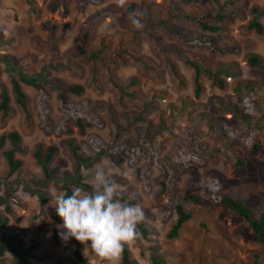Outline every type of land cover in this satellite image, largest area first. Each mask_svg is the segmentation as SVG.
<instances>
[{"label": "rangeland", "instance_id": "374dc122", "mask_svg": "<svg viewBox=\"0 0 264 264\" xmlns=\"http://www.w3.org/2000/svg\"><path fill=\"white\" fill-rule=\"evenodd\" d=\"M234 1L232 8L236 11L222 23L218 37L220 44H235L239 51L221 54L187 44L198 29L186 15L197 14L205 7L216 10L213 0L189 4L179 0H104L99 5L89 4L84 11L76 9L75 0H0V55H8L27 72L45 67L51 78L82 84L85 93L70 95L72 100H104L115 112V116L105 109L98 112L106 120L103 128L93 126L81 132L72 122L70 133L60 137L46 134L39 126L40 112L34 102L37 90L23 85L31 110L27 118L12 93V76L17 74L0 61V93L1 85L10 90L13 108L9 117L3 119L0 115V134L17 130L27 150L17 154L23 164L13 173L1 155L0 194L7 192L8 182L16 187L15 191H8L13 208L8 232L19 234L26 243L37 244L33 264H75L73 248L60 236L64 229L58 227L59 237L54 238L51 211L55 208L50 193L66 192V186L81 187L71 181L76 164L65 142L74 138L81 143L90 133L108 141L112 118L127 129L122 140L135 138L137 129L145 131L148 123L154 131L160 130L153 147L137 166H131L129 157L121 155L104 156L89 167H81L83 181L90 185L97 165L111 170V179L120 186L121 199L142 207L145 219L138 225L141 235L129 245L134 264H153L154 247L165 257V264H264V245L257 235L236 212L213 202L210 193L214 188L219 189L251 205L255 218L264 214V68L253 67L248 62L252 54L260 55L264 62V34L248 29L255 18L252 6L264 7V0ZM133 4L135 7L130 11ZM230 6L225 9L230 11ZM108 8L111 13L98 21L85 38L88 19ZM258 19L264 25V15ZM102 44L106 46L104 57L114 55L119 48L126 49L125 63L107 69L100 61L92 60L91 52L99 50ZM186 53L213 69L229 70L233 65L238 73L227 78L225 89L214 86L203 76V91L196 97L195 73L186 64ZM172 62L183 81L174 75ZM133 78L138 84L128 86ZM112 79L128 86L127 90L135 95H122ZM51 94L52 117L57 122L62 113L58 110L56 92ZM244 100L250 103L251 123L221 105L230 102L241 109ZM252 142L259 146L256 155L250 152ZM39 144L59 147L49 165L50 171L55 172L53 179L47 180L34 157ZM183 153L191 158L196 175L181 172L176 192L178 201L193 217L177 238L169 239L167 234L177 215L168 213L169 192L162 191L158 182L160 166L168 169L166 181L169 182ZM146 165L151 167L150 191L144 189L138 177ZM192 178L212 179L222 188L213 184L210 188H196L194 192L207 202L197 205L183 200ZM38 190H43L44 203L33 193ZM84 191L90 193L93 189ZM83 252L92 264H107L85 245ZM0 264H16V259L7 253Z\"/></svg>", "mask_w": 264, "mask_h": 264}, {"label": "trees", "instance_id": "16d2710c", "mask_svg": "<svg viewBox=\"0 0 264 264\" xmlns=\"http://www.w3.org/2000/svg\"><path fill=\"white\" fill-rule=\"evenodd\" d=\"M103 1L104 0H75L76 9L78 11H84L89 4L99 5L103 3ZM179 1L189 4L201 3L203 0ZM213 1L218 7L216 10L211 7H205L197 14L190 13L186 15V18L189 19L198 29L197 35L193 39H188L187 44L221 54L237 53L239 51L237 45H222L220 44L218 37V34L222 30V23L225 20L231 18L236 11L234 8H232L235 5V1L229 0L226 3H222L221 0ZM228 4L231 5L229 9L232 8L230 11L225 9ZM134 7L135 4L130 7V11H133ZM251 11L255 15V18L249 23L248 29L254 30L258 35H263L264 25L258 18L259 16L264 15V7L253 5ZM110 13L111 10L109 8L94 13L88 19L84 37L87 38L97 22L106 18ZM105 50L106 46L105 44H102V47L99 50L91 52L90 58L92 60L100 61L101 64L107 69H116L125 63L127 55L126 49L119 48L117 51H115L114 55L104 57L102 56V53ZM184 57L186 59V64L191 67L195 73L194 83L196 97H199L203 91V76L210 80L214 86L220 89H225L228 86L227 78L238 73V70H235L233 65L229 67V70L213 69L208 67L204 62L192 56L190 53L184 54ZM138 60L141 61L139 58ZM0 61L5 62L9 71L16 72L17 74L16 76H12V93L15 97L16 103L21 107L27 118L30 117L31 110L29 97L23 85L32 86L37 90L34 102L37 110L40 112L39 126L46 134H52L60 137L63 134L70 133V123L72 122L81 132L93 126L103 128L106 126V120L101 114L98 113L100 110L105 109L110 113L111 116H115L112 105L108 104L104 100H93L90 98H82L78 101L72 100L70 95L82 96L85 93V87L82 84L68 83L58 77L51 78L45 67L37 72H27L22 66L16 65L8 55H0ZM248 62L253 67L264 68L263 59L258 54L250 55ZM171 68L174 75L183 81L180 72L173 62L171 63ZM112 83L119 89L122 95L130 96H134L135 94L134 92H129L127 87L136 86L138 84L136 78H133L128 86H122L115 79H112ZM51 91L56 92L58 110L62 113V117L57 122L52 117L53 107L50 104V99L52 97ZM221 105L223 107H227L228 109H232L236 115L243 116V119L246 122H252L253 115L251 112L250 103L247 100H244L241 109L238 105H233L230 102H228L226 105L221 103ZM12 111L11 92L5 85H1V118L4 119L9 117ZM110 129L111 133L108 141H104L96 133H90L87 136V139L81 143L76 142L74 138H69L65 142V145L72 154L76 164V172L71 176V181L83 187L86 191H92V187L90 184L83 181V176L81 174L82 166L89 167L93 163L101 160V158L104 156L117 158L121 155H126L129 157V163L131 166H137L140 158L143 157L146 152L153 147L155 137L160 131H154L152 124L148 123L146 125L145 131L137 129L135 138L122 140V134L127 129L114 118H112L110 122ZM160 129L162 130L163 127ZM258 149L259 146L257 143L252 142L250 146V152L256 155L258 153ZM26 151L27 150L23 145L22 136L17 130H11L0 134V158L1 155H3L9 166L10 173L16 172L21 168L23 161L21 158L17 157V154H24ZM58 151L59 147L54 144H39L34 151V157L37 163L46 173L47 180L53 179L54 177L52 174L55 172L50 171L49 165L57 155ZM176 164L177 165L173 168V174L169 182L166 181L168 169L164 165L160 166L161 175L158 179V182L161 185V190L164 192H169V215L174 212L177 215L175 222L167 234L169 239L177 238L180 235V231L184 227L185 223L193 217L192 212L187 210L184 205L178 201L176 185L179 179L178 176L181 172H188L193 177H195L196 173L194 166L191 158L188 157L186 153L180 154ZM150 169V165H146L138 173V177L142 181L143 187L146 191H150L152 189L151 179L148 175V171ZM212 184L216 185L220 189L222 188L218 182L212 179L199 181L192 178V180L189 182V187L184 193L183 200L197 205H207V202L198 194H196L194 190L201 186L210 188ZM6 187L7 192L0 194V207H3V211H0V262H2L4 256L7 253H10L16 259V264H33V251L36 249L37 244L35 242L26 243L19 234L8 232V225L10 221L9 216L13 213V208L10 204V193L8 191H15L16 187L12 186L9 182L6 183ZM65 189V193L70 195L72 192V187L66 186ZM33 193L38 195L41 202L44 203L46 201L43 190L33 191ZM210 193L213 202L220 204L233 212H236L241 218H243L252 231L257 235L261 244L264 245V214L260 216V218H255L253 216L254 209L251 205L247 204L243 199L233 197L219 189L214 188L210 191ZM51 215L55 223L53 233L54 238L58 239V226L62 225L63 221L57 215L55 209L51 211ZM68 244L73 248L76 258L75 264H92L84 255L83 244L76 241L75 238H70L68 240ZM151 260L153 264H165V257L160 254L158 247L153 248ZM121 264H134L129 245H125Z\"/></svg>", "mask_w": 264, "mask_h": 264}, {"label": "clouds", "instance_id": "9594fccd", "mask_svg": "<svg viewBox=\"0 0 264 264\" xmlns=\"http://www.w3.org/2000/svg\"><path fill=\"white\" fill-rule=\"evenodd\" d=\"M112 175L111 170L97 165L91 181L92 192L75 187L70 195L65 192L50 195L54 201L51 204L63 221L58 226L65 230L60 233L63 241L75 238L102 262L120 264L125 245L139 239L138 225L145 214L140 205L121 199L120 186L111 179Z\"/></svg>", "mask_w": 264, "mask_h": 264}]
</instances>
